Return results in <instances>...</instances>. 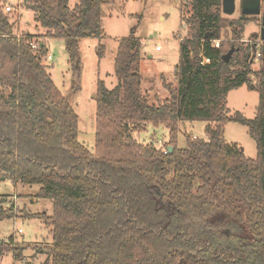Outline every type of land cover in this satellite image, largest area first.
<instances>
[{"label":"trees","instance_id":"1","mask_svg":"<svg viewBox=\"0 0 264 264\" xmlns=\"http://www.w3.org/2000/svg\"><path fill=\"white\" fill-rule=\"evenodd\" d=\"M187 1L176 85L163 83L169 96L162 102L150 103L142 92L141 40L132 34L119 39L116 85L96 82L90 152L78 141L68 97L42 63L44 45L13 32L0 0V175L37 185L34 198L51 202V214H28L51 233L50 241L33 243L35 253L45 255L41 264H264V42L253 72L238 42L246 17L225 18L222 0ZM107 2L77 0L70 8L68 0H23L47 36L64 40L70 93L80 87L79 41L102 34ZM227 28L230 39H221ZM252 74L255 85L247 84ZM243 84L258 93L251 119L226 108L227 93ZM183 121L203 122L206 137L185 133V146L177 147ZM230 121L247 127L255 158L224 141ZM149 124L168 129L166 153L133 136ZM15 215L13 206L0 204V220ZM6 250L22 258L13 236L0 242V252Z\"/></svg>","mask_w":264,"mask_h":264},{"label":"rangeland","instance_id":"2","mask_svg":"<svg viewBox=\"0 0 264 264\" xmlns=\"http://www.w3.org/2000/svg\"><path fill=\"white\" fill-rule=\"evenodd\" d=\"M2 2V0H1ZM15 7L9 14L13 22V32L22 35L30 34L33 41L43 44L46 53L51 56L42 57V63L59 90L68 100L77 114L78 141L90 152L94 150L95 140V93L96 82L103 80L107 88L117 83L113 74V62L119 39L133 35L141 40L139 73L142 77L141 89L147 94L150 103L157 104L168 98V91L163 83L176 85L175 68L179 59V42L185 37L186 27L183 16L191 13L187 0H108L101 7L102 34L98 37H87L79 41L81 60V76L79 90L70 93V72L68 70L67 53L64 40L46 35L35 20L32 7L28 8L23 0H14ZM77 0H68L72 8ZM240 0H235V10L232 14H224L227 19H238L240 16ZM249 22L245 23L244 32L239 43L245 48L247 40L258 37L260 16H243ZM231 29L222 30L221 39H230ZM103 48L101 57L98 47ZM258 61L250 64L251 70L257 71ZM233 68H238L234 65ZM247 84H257L252 74ZM258 104V93L243 84L230 90L226 96V108L229 114L240 112L245 118L255 115ZM203 122L183 121L178 124L176 145L185 146L184 134L195 137H206ZM223 139L228 144H236L248 158H255L256 141L249 136L247 127L237 122H227L224 125ZM135 139L142 143L153 142L163 148L169 141L168 129L163 126L148 125L144 131L134 133ZM37 185L14 184L0 175V204L4 209L13 206L16 215L0 220V242L13 236L19 246H23L22 258L14 257L11 250L0 252V264H41L45 255L36 254L33 243L48 242L51 233L42 220L29 217L28 214L45 211L51 214V202L38 199L30 202L37 193Z\"/></svg>","mask_w":264,"mask_h":264},{"label":"water","instance_id":"3","mask_svg":"<svg viewBox=\"0 0 264 264\" xmlns=\"http://www.w3.org/2000/svg\"><path fill=\"white\" fill-rule=\"evenodd\" d=\"M240 16H260V28L259 34L256 38V43L252 46V49L247 52V57L250 58L249 62L252 63L254 60V55L259 42H264V4L261 5V0H240ZM221 9L224 14H232L235 10V0H222ZM235 47H231L223 56L222 59L228 62ZM169 150L172 149L171 146L168 147Z\"/></svg>","mask_w":264,"mask_h":264},{"label":"built area","instance_id":"4","mask_svg":"<svg viewBox=\"0 0 264 264\" xmlns=\"http://www.w3.org/2000/svg\"><path fill=\"white\" fill-rule=\"evenodd\" d=\"M14 7H15L14 0H2V10H3L4 13L12 12L14 10ZM214 42H215L214 43L215 46H218L219 40H215ZM31 47L32 48H36L37 47V44L36 43H32L31 44ZM46 58L47 59H50L51 56L49 54H47L46 55ZM254 60L255 61H258L259 60V53H258V50L257 49H256V52H255V55H254ZM157 148H159V147H157ZM159 149H161L163 151V153H166L167 152V149L165 148V146L163 148H159Z\"/></svg>","mask_w":264,"mask_h":264},{"label":"flooded vegetation","instance_id":"5","mask_svg":"<svg viewBox=\"0 0 264 264\" xmlns=\"http://www.w3.org/2000/svg\"><path fill=\"white\" fill-rule=\"evenodd\" d=\"M264 4V0H261V5H263ZM256 40L257 39H255V41H253V40H247V44H246V46H245V49H246V51L248 52V51H250L251 49H252V46L256 43ZM260 43V42H259Z\"/></svg>","mask_w":264,"mask_h":264},{"label":"crops","instance_id":"6","mask_svg":"<svg viewBox=\"0 0 264 264\" xmlns=\"http://www.w3.org/2000/svg\"><path fill=\"white\" fill-rule=\"evenodd\" d=\"M30 200V202H36L38 199H29Z\"/></svg>","mask_w":264,"mask_h":264}]
</instances>
